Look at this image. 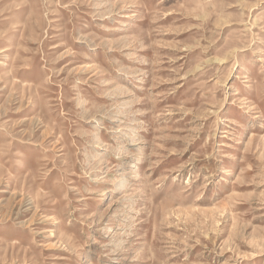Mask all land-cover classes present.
I'll return each instance as SVG.
<instances>
[{
    "label": "rangeland",
    "instance_id": "obj_1",
    "mask_svg": "<svg viewBox=\"0 0 264 264\" xmlns=\"http://www.w3.org/2000/svg\"><path fill=\"white\" fill-rule=\"evenodd\" d=\"M0 264H264V0H0Z\"/></svg>",
    "mask_w": 264,
    "mask_h": 264
}]
</instances>
